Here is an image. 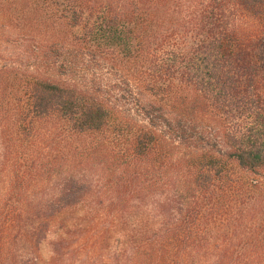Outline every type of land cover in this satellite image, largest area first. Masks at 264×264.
<instances>
[{"label":"trees","instance_id":"16d2710c","mask_svg":"<svg viewBox=\"0 0 264 264\" xmlns=\"http://www.w3.org/2000/svg\"><path fill=\"white\" fill-rule=\"evenodd\" d=\"M0 148V235L39 207L32 257L100 163L147 212L130 264H264V0H0Z\"/></svg>","mask_w":264,"mask_h":264},{"label":"rangeland","instance_id":"374dc122","mask_svg":"<svg viewBox=\"0 0 264 264\" xmlns=\"http://www.w3.org/2000/svg\"><path fill=\"white\" fill-rule=\"evenodd\" d=\"M1 153L0 148V156ZM37 153L43 159L49 152L42 145ZM104 155L107 158L111 153L108 151ZM69 164L72 165L71 162ZM60 170L53 169L42 183L38 172L34 171L31 175L32 179L37 177V183L31 181L33 190L26 195L34 207L49 197L44 182L48 189H53L63 181ZM106 173L100 163L93 169L85 168L79 172L78 178H84L91 185L89 198L84 204L65 210L51 221L33 257L29 254V237L38 235L36 237L39 238L45 222L36 215L39 207L22 222L4 231L0 235V248L6 246L11 251V257L5 264H130L142 242L143 225L148 220L144 215L147 212H144L142 203L140 205L138 195L123 197L121 192H115L117 181H109L110 177ZM3 175L4 169L0 167V178ZM113 202H122L121 207L125 208L116 210Z\"/></svg>","mask_w":264,"mask_h":264}]
</instances>
